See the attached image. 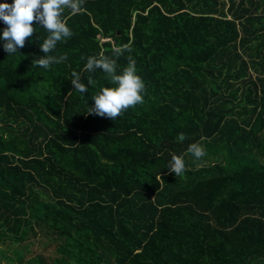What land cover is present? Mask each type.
<instances>
[{
  "label": "trees",
  "instance_id": "16d2710c",
  "mask_svg": "<svg viewBox=\"0 0 264 264\" xmlns=\"http://www.w3.org/2000/svg\"><path fill=\"white\" fill-rule=\"evenodd\" d=\"M63 19L49 69L41 25L11 55L0 39V264H264V0H84ZM123 44L144 103L86 114L111 86L86 57Z\"/></svg>",
  "mask_w": 264,
  "mask_h": 264
},
{
  "label": "clouds",
  "instance_id": "9594fccd",
  "mask_svg": "<svg viewBox=\"0 0 264 264\" xmlns=\"http://www.w3.org/2000/svg\"><path fill=\"white\" fill-rule=\"evenodd\" d=\"M84 0H13L11 4L4 0L0 3V20L5 24L0 39H3V49L9 55L16 53L25 46L26 38L31 37L36 31L34 24H39L47 35L43 42L39 43L43 56L33 59V66L49 69L52 64L63 63L67 59V53L53 55L57 44L66 41L74 34L63 19L65 10L73 14L79 12ZM131 51L129 44L113 46L111 56L101 52L98 55L86 57L84 71L89 74L88 85L92 84V74L102 70L105 78L111 86L102 85L91 95L93 103L86 114L97 115L113 121L123 115L130 107L144 103L145 82L138 74L136 61L129 55L126 57L127 65L119 72L118 59L124 53ZM73 90L84 95L88 86L82 81L80 73H71ZM186 139L184 133L177 136L179 142ZM187 152L199 160L206 155L202 144L191 143ZM169 173L176 177L184 175L186 164L182 156L172 154L167 167Z\"/></svg>",
  "mask_w": 264,
  "mask_h": 264
},
{
  "label": "rangeland",
  "instance_id": "374dc122",
  "mask_svg": "<svg viewBox=\"0 0 264 264\" xmlns=\"http://www.w3.org/2000/svg\"><path fill=\"white\" fill-rule=\"evenodd\" d=\"M33 250H34V254H35V253H36V254H39V253H40V248H39L38 245H34V246H33Z\"/></svg>",
  "mask_w": 264,
  "mask_h": 264
}]
</instances>
